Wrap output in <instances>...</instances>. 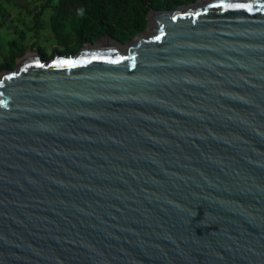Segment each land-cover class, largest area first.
Listing matches in <instances>:
<instances>
[{
	"label": "water",
	"instance_id": "1",
	"mask_svg": "<svg viewBox=\"0 0 264 264\" xmlns=\"http://www.w3.org/2000/svg\"><path fill=\"white\" fill-rule=\"evenodd\" d=\"M0 75V264H264V0H196Z\"/></svg>",
	"mask_w": 264,
	"mask_h": 264
},
{
	"label": "rangeland",
	"instance_id": "2",
	"mask_svg": "<svg viewBox=\"0 0 264 264\" xmlns=\"http://www.w3.org/2000/svg\"><path fill=\"white\" fill-rule=\"evenodd\" d=\"M195 1L176 0L173 9ZM58 2L59 0H0V75L14 70L16 62L30 54L39 53L42 61L50 62L55 54L66 57L78 55L87 44L94 46L100 40L83 42L77 52L68 51V46L59 45L51 23ZM154 11H160L154 1L141 3L135 26L113 24L105 37L122 45L126 44L149 29L147 16ZM119 30L121 36L116 37L114 34Z\"/></svg>",
	"mask_w": 264,
	"mask_h": 264
},
{
	"label": "trees",
	"instance_id": "3",
	"mask_svg": "<svg viewBox=\"0 0 264 264\" xmlns=\"http://www.w3.org/2000/svg\"><path fill=\"white\" fill-rule=\"evenodd\" d=\"M149 1L159 10L173 9L176 4V0H59L52 30L59 45L77 52L83 42L105 37L113 24L135 26L140 4ZM114 35L120 37V30Z\"/></svg>",
	"mask_w": 264,
	"mask_h": 264
},
{
	"label": "clouds",
	"instance_id": "4",
	"mask_svg": "<svg viewBox=\"0 0 264 264\" xmlns=\"http://www.w3.org/2000/svg\"><path fill=\"white\" fill-rule=\"evenodd\" d=\"M81 14H82V10H81Z\"/></svg>",
	"mask_w": 264,
	"mask_h": 264
}]
</instances>
